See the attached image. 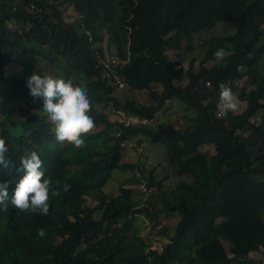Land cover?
Segmentation results:
<instances>
[{
    "label": "trees",
    "instance_id": "1",
    "mask_svg": "<svg viewBox=\"0 0 264 264\" xmlns=\"http://www.w3.org/2000/svg\"><path fill=\"white\" fill-rule=\"evenodd\" d=\"M113 1L123 33L114 34L118 58L107 67L98 44L111 29ZM65 5L75 20L66 18ZM220 23L236 24L235 32L206 38L198 65L188 61L195 34ZM263 23L264 0H0V139L8 148L0 182H9V200L0 205V264H233L264 248ZM217 49L223 59L208 66ZM41 60L87 90L94 128L80 148L58 144L45 113H35L42 101L29 95L26 79ZM10 62L22 73H7ZM115 75L129 89L147 91L149 102L116 97ZM221 82L247 101L242 112H221ZM171 100L192 113L188 126L147 123ZM101 103L144 121H113ZM141 134L164 147L180 178L171 190L153 169L123 161L128 141ZM33 151L51 184L47 216L10 203L20 157ZM224 161L229 165L219 171ZM115 170L133 172V184L99 193ZM91 194L97 205L85 202ZM164 213L178 215L174 227L161 224ZM137 215L167 239L162 250L137 235ZM246 264L264 262L249 257Z\"/></svg>",
    "mask_w": 264,
    "mask_h": 264
},
{
    "label": "rangeland",
    "instance_id": "2",
    "mask_svg": "<svg viewBox=\"0 0 264 264\" xmlns=\"http://www.w3.org/2000/svg\"><path fill=\"white\" fill-rule=\"evenodd\" d=\"M113 18L111 20V29L104 32L103 40L98 46L102 48L104 51V62L109 64L111 63V60L113 58H118V50L116 45V37L114 36L115 33L122 34V30L120 28V8L117 4V1H113ZM63 9L66 13V18L69 21L76 19V13L73 10L71 6L65 5L63 6ZM264 28V23L262 25ZM236 30V24L234 23H228L226 25L225 23L217 24L213 30H206L202 31L200 33L195 34V41H194V51L190 54H188V61L191 60L193 57L196 59V65L200 62V60L204 57V50L201 48V44L203 41L210 37L211 35L217 33V34H228V33H234ZM216 52V51H215ZM214 52V53H215ZM213 53V54H214ZM224 55V54H223ZM214 56V55H213ZM168 57L170 59L176 58L174 53L172 51H168ZM223 59V58H222ZM221 61V60H220ZM214 62H218L215 56L211 61H208L207 65L211 66L214 64ZM185 66H187V61L185 62ZM6 71L7 73H22L21 67L13 62H10L6 65ZM262 72L264 73V58L262 59V63L260 66ZM37 74H45L50 75L53 78L57 79H63L67 81V77L65 75V70L62 67L53 65L49 63L48 61H42L38 63ZM246 78L239 81L241 85L245 84ZM118 87L116 88L115 95L118 98H131L136 99L141 102H149L148 98V92L147 91H133L129 89L128 86H121L120 82L118 81ZM252 86H249L248 89L250 90ZM233 102L236 105V108L233 110L236 113L242 112L246 106L247 101L242 100L239 96L234 95L233 96ZM100 109L105 111L108 114V117L113 121H118L121 116L119 117L118 113L114 110H112V106L110 103L104 104L101 103L98 105ZM220 110L223 113L224 110H226L223 107L222 102L220 103ZM16 114L19 113L18 110L15 111ZM37 115H42V111L35 112ZM34 113V114H35ZM189 114L190 116L192 113L186 111L185 107L178 101L171 100L168 101V103L165 105L164 109L156 113V116L154 119L147 121L150 125H156L160 121H171L173 122L177 127H186L190 124V117L187 116ZM36 115V118L38 117ZM41 118V117H40ZM47 118L46 114H43L42 119ZM39 119V117H38ZM48 119V118H47ZM260 117H254L253 120H259ZM54 130V127H53ZM55 131V130H54ZM141 140V141H140ZM65 146H70V144H62ZM202 151L207 152L210 154V156H214L216 154L215 148L213 145H203L200 147ZM166 153L164 147L159 143H152L150 142V139L144 135L139 136H133L125 146V149L123 151V161L125 162H131V163H139L140 166H142L145 170V173H148L149 170H154V173L157 177V179H162L164 182V185L169 188L170 190L174 187V185L180 180L179 177L175 176L172 173V167L171 165L166 161ZM215 160L212 159L211 166L214 167ZM229 165L228 161L221 162L218 164L219 171L224 170ZM139 172V171H138ZM134 173L131 171H125L121 172L120 170L113 171V174L111 175L107 185H105L102 188V191L99 193L102 194H118L120 185L124 183H132L130 180L131 177H133ZM185 178V177H183ZM187 179V178H186ZM137 188L139 192H136L141 197L142 191L139 190L138 186L132 185ZM96 194V192H95ZM85 202L89 205H97L98 201L95 199L94 195H87L85 196ZM178 215L176 213H164L160 217L161 224H168L171 227H174L176 225V222L178 220ZM135 227L137 231V235H140L142 237H148L151 246L154 247L156 250H162L163 245L167 242V239L164 237H159L155 234V228L152 227V223L145 218L144 216L137 215L135 218ZM224 246L229 249L230 247V241L226 238H222ZM249 257L254 258L256 260H261L264 262V248L258 247L255 251L251 252ZM249 257L243 258V259H235L233 264H246V261Z\"/></svg>",
    "mask_w": 264,
    "mask_h": 264
},
{
    "label": "clouds",
    "instance_id": "3",
    "mask_svg": "<svg viewBox=\"0 0 264 264\" xmlns=\"http://www.w3.org/2000/svg\"><path fill=\"white\" fill-rule=\"evenodd\" d=\"M223 49L214 53L217 61L223 58ZM29 95L42 101V112L55 130L58 144H70L73 148H80L84 144V134L94 128V118L90 114V99L87 90L74 86L71 80L53 78L44 73L33 72L26 79ZM219 98L226 110L236 108L230 88L223 82L219 84ZM8 148L0 139V167H7L5 158ZM42 162L35 151L28 156H21L16 171L22 173L17 179L10 195L11 205L21 212H31L41 216L49 213L48 201L50 181L42 171ZM9 182H0V205L9 200ZM6 206V205H5ZM40 238L44 233L40 232Z\"/></svg>",
    "mask_w": 264,
    "mask_h": 264
},
{
    "label": "built area",
    "instance_id": "4",
    "mask_svg": "<svg viewBox=\"0 0 264 264\" xmlns=\"http://www.w3.org/2000/svg\"><path fill=\"white\" fill-rule=\"evenodd\" d=\"M116 62V59L115 58H113L112 60H111V63H115ZM110 63V64H111ZM106 64V66L107 67H109V64H107V63H105ZM115 77H116V81H117V84H118V81L120 82V85L121 86H128L127 84H126V82L123 80V79H121L118 75H115ZM117 113H118V115H119V117L121 116L122 118H120L119 120H118V122H123L124 124H126V125H129V124H133V123H138V122H141V121H144V120H141L140 118H138V117H136V116H130V115H128L125 111H123V110H117L116 111ZM149 191H151V190H149ZM150 248L151 249H154V247H152V246H150Z\"/></svg>",
    "mask_w": 264,
    "mask_h": 264
}]
</instances>
